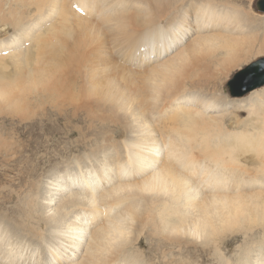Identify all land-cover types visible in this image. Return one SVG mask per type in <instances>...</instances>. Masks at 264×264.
Masks as SVG:
<instances>
[{"label": "bare ground", "instance_id": "bare-ground-1", "mask_svg": "<svg viewBox=\"0 0 264 264\" xmlns=\"http://www.w3.org/2000/svg\"><path fill=\"white\" fill-rule=\"evenodd\" d=\"M61 1L85 19L79 7L94 16L91 7L110 0ZM179 1L178 27L175 16L157 18L143 0H111L122 8L112 13L119 29L105 35L91 27L87 38L64 32L74 40L63 60L54 45L58 25L70 24H47L56 0H0V264H264V81L250 89L249 83L230 88L225 82L230 97L251 91L233 99L245 116H233L229 126L224 115L211 113L227 106L226 97L212 96L208 88L259 63L252 59L264 55V14L256 13V0L251 15L232 0ZM127 20L136 23L128 28ZM190 21L197 34L186 50L136 71L146 87L139 103L125 88L106 94L133 128L123 130L122 139L101 130L94 148L43 180L30 157L41 146L38 136L56 131L55 123H44L45 113L32 109L31 100L59 98L67 86L59 81L65 63L85 60L84 52L120 53L124 46L121 52L133 55L128 61L145 65ZM42 53L51 62L35 66ZM85 75L94 78L88 63ZM93 96L80 103L91 121L105 109ZM165 102L174 105L172 138L141 135L139 121L150 123L145 107L156 112L151 107Z\"/></svg>", "mask_w": 264, "mask_h": 264}, {"label": "rangeland", "instance_id": "rangeland-1", "mask_svg": "<svg viewBox=\"0 0 264 264\" xmlns=\"http://www.w3.org/2000/svg\"><path fill=\"white\" fill-rule=\"evenodd\" d=\"M87 1L89 2L90 0ZM169 1H171L170 4L166 5V3ZM174 1L175 0H143V3L147 4L148 8L151 9L153 13L156 11L159 13L157 18L162 16L163 20H165L175 16V18H177L175 25L179 27L180 15L178 17L176 15L179 13L178 6L181 4H179V0L175 2ZM191 1H193V4L197 5L199 0ZM56 2L57 7L53 6L54 13L49 15L50 18L47 24L54 25L58 21L63 23L62 20L66 24H70V26L64 28H62V24L58 25L61 33L58 36V44L54 45L55 54L58 55L61 53L60 57H62L63 60H66L71 56L70 48L72 47L74 40V38L69 39L66 35H63L64 32L71 31L73 37L79 35L87 38L89 37V29L91 27H96L100 33H104L105 35L110 34L109 31H113L115 33L119 29L120 23L113 18L112 13L122 12V8L115 6L111 0L105 2L106 5L104 6V3L101 2L98 5L99 7H91L94 11V16L86 14L90 12H86L84 8L79 7L80 11L82 12V16H87L85 19L78 18L76 14L69 12L66 4H64L61 0H56ZM232 2L240 7H243L242 3L245 4V11L251 15L250 9L253 8L255 0H232ZM192 8L193 7L190 6V10ZM256 13L259 15L264 14L263 12L260 13L259 11ZM136 21L138 23L141 21V19L138 18ZM136 21L127 20V27H132ZM191 22L192 21L183 25V27H187V31L183 29L182 36L181 33L176 35V38L172 40L170 47L161 52V55L158 59L152 58V60L145 65L128 61V58H131L133 55H124L121 52L124 46L121 47L120 53L117 51L118 48H112L110 52H108L107 49L105 51L106 55L101 54L99 57H91L87 55L86 52H84L85 54L81 55H85V60L87 61H85L83 58H78L75 63H65L64 74L62 79H59V81L65 82L67 86L60 89L61 95L59 98H57V100L41 99L42 103L40 104L36 103L34 100H31L32 109H38V107H40V109H42L45 113L46 118L44 119V123L47 125L55 123L53 128H55L56 131H49L46 133V135H42L41 133V135L38 136L37 140L38 142H41V146L34 148L33 154L30 157L31 159H35L37 162V168L39 169L40 174H42L43 180L47 178L45 177L47 172L58 170L60 167L64 166L66 161L72 162L75 156H79L84 151H90V149L94 148L93 146L95 143L100 142L104 137V135H100L101 130H107V135L109 132L112 134H117L119 139H122L124 137V135L121 134L122 131L133 128L128 126V124H131V121H127V115L116 113L117 110L115 108V102L112 99L107 98L106 94H117L114 87L125 88V91L123 92L129 96L131 101L139 103L144 98L143 96L145 95L146 87L143 81L138 78L140 74L136 73V71L149 68V65H153L155 61L161 60L163 57L169 56L173 52H179L180 49L186 50L189 43L197 34V32H195V27ZM225 23L230 24L231 22L225 21ZM116 26H118V28H116ZM180 26L182 27L181 23ZM255 33H259L258 35L263 34L261 30L256 31ZM75 52L79 54V51ZM64 54H68V57L66 58ZM142 57L143 54H140L141 61L146 62L149 59L148 57L142 59ZM51 58L52 57L48 56L47 53H42L36 58V60L33 61V63L35 66L36 64L38 65L40 63H49L51 62ZM259 58H264V55L256 56L252 60L255 59L254 61H256ZM87 63L91 65L93 69L94 78H101V83H96L94 78L92 79L89 78L88 75H85ZM243 66L239 68H242ZM206 68L207 67H199L201 71H204ZM236 70H238V68L235 69L232 74L234 72L236 73ZM130 73H134V76L136 77L133 79L126 78V75ZM208 73H210L212 76V68L208 71ZM234 74L223 80V83L217 84L216 82L212 84V86H208L212 96L226 97L225 103H227V106H223V103L219 108L211 109V113L224 115L225 124L227 126H229L233 116H245L243 113V108L236 107V105L240 102H237L233 99L245 98L251 92L250 91L241 97L229 96L230 94L227 93V88H225L226 85L224 86V84L225 82L228 83L230 88L232 86L236 88V85L239 86L235 79L237 74ZM121 75L125 76L124 80H121ZM245 77L246 76H242L244 79ZM110 78H114L120 83L115 81H110V83H108L105 81ZM237 79L239 80V78ZM211 81L213 82V80ZM91 94L95 95V97L99 96L101 98L99 104L105 108L103 111H97L96 117L92 121L89 119L80 105L82 101L93 102L95 98ZM76 99L78 100L76 101ZM73 104H77V107H73ZM131 108H133V106H131ZM151 108L156 112H148L146 107L144 109V113L147 114L150 123L147 121L143 123L139 121V125L141 127L135 129H138L141 135L147 138H153L157 141H165L168 138H172L171 134L175 124L174 119H171L172 112L170 111L174 109V105H170L169 102H165L161 106H155ZM233 109L235 111L234 114L231 113ZM153 116L157 117L153 118ZM69 131L72 132L69 133ZM25 150V154L30 153L28 147H25ZM27 160H29V157H22L21 161ZM12 174L13 172H10V175ZM40 178L41 175L38 179ZM13 202H8L6 205L11 206L13 205ZM101 222L102 221H99V224ZM237 244L240 243H235V245Z\"/></svg>", "mask_w": 264, "mask_h": 264}, {"label": "water", "instance_id": "water-1", "mask_svg": "<svg viewBox=\"0 0 264 264\" xmlns=\"http://www.w3.org/2000/svg\"><path fill=\"white\" fill-rule=\"evenodd\" d=\"M255 6L257 10L263 11L264 0H256ZM239 74H243V75H239ZM239 74H237L235 77L236 82H238L239 84V87L241 88L246 87V85L240 86V83L241 84L249 83L248 89L260 85L261 81H264V58H260L259 63H257V65L256 63L248 65L247 68L239 72ZM242 76H246L245 79L242 78ZM237 78H239V80Z\"/></svg>", "mask_w": 264, "mask_h": 264}]
</instances>
